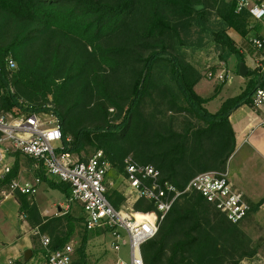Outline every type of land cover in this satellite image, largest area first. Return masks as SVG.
Here are the masks:
<instances>
[{
	"label": "trees",
	"instance_id": "1",
	"mask_svg": "<svg viewBox=\"0 0 264 264\" xmlns=\"http://www.w3.org/2000/svg\"><path fill=\"white\" fill-rule=\"evenodd\" d=\"M212 12L222 25L212 31L214 43L243 60L227 30L241 37L252 30L249 37L264 33L254 29L238 0H0V110L15 115L52 110L65 149L102 150L115 174L122 172L125 156L153 165L180 189L197 173L225 171L236 148L230 115L250 104L259 79L248 69L238 95L224 99L215 112L206 108L215 95L196 91L202 75L179 48L182 32L194 25L205 31V17ZM9 59L15 68H7ZM49 97L54 107L46 104ZM19 156L25 155H9L10 171L0 179V190L17 179ZM39 168L49 188L70 197L67 183L47 178ZM16 192L19 211L34 212L30 194ZM107 198L114 208L124 199L117 189ZM252 209L250 204L249 213ZM53 218L66 226L50 227L48 251L69 242L83 225V216L68 212ZM47 221L38 227L44 230ZM238 223L198 192H187L142 245L144 264H222L226 255L235 264L251 255L250 238ZM88 237L84 228L76 247L83 262Z\"/></svg>",
	"mask_w": 264,
	"mask_h": 264
},
{
	"label": "built area",
	"instance_id": "2",
	"mask_svg": "<svg viewBox=\"0 0 264 264\" xmlns=\"http://www.w3.org/2000/svg\"><path fill=\"white\" fill-rule=\"evenodd\" d=\"M238 4L248 11L251 22H258L264 29V0H238ZM248 41L258 53L254 70L259 80L251 95L247 118L253 129L264 128V34L249 37ZM7 68H15L10 59ZM207 77L223 81L225 71H210ZM14 152L33 159L52 180L70 186L66 207L74 204L80 207L87 231L99 230L108 234L109 247L116 253L127 246V258L117 254L110 264H144L142 245L157 234L174 202L187 192H198L232 223L244 220L250 211L244 193L232 185L226 171L197 173L180 189L161 178L153 165L140 163L131 156L122 159L123 170L116 173L123 181L124 199L118 208H114L107 198L111 190L117 189L109 188V174L113 171L109 160L102 150H96L84 159L66 150L60 121L52 110L30 109L21 115L0 111V179L10 171L9 155ZM39 182V178L33 182L14 179L7 188L11 192L34 194ZM139 201L151 206L137 209L135 205ZM41 241L47 248L50 239L42 236ZM8 264L15 263L9 260ZM37 264L89 263L79 261L75 243L69 241L58 249L47 251L44 260Z\"/></svg>",
	"mask_w": 264,
	"mask_h": 264
},
{
	"label": "rangeland",
	"instance_id": "3",
	"mask_svg": "<svg viewBox=\"0 0 264 264\" xmlns=\"http://www.w3.org/2000/svg\"><path fill=\"white\" fill-rule=\"evenodd\" d=\"M204 24L205 31H201L198 26L194 25L190 27L187 32H182V43H180L179 49L183 54V57L193 64L202 75L200 82L196 85V91L203 97L215 95L211 102L206 105L210 111L214 112L225 98L238 95L245 88L250 76L247 77L246 75H240L238 71L239 65L243 62L248 69H254L258 53L248 41L249 36L254 33L253 30L250 31L246 37H241L233 30L229 31V35L234 39L236 46L244 55V59L241 60L236 54H232L228 50L222 49L214 43L212 39V31L218 30L222 25L213 12L205 17ZM251 24L254 26V29L257 28V31L261 34L264 33L263 27L258 22L253 21ZM210 71L213 73L216 71H225L224 80L218 81L213 77H207V73ZM74 80L75 79L72 80V83H74ZM67 83L70 84V82ZM67 90L68 97H72L71 89L69 88ZM46 104H49L50 107H54L51 102V97H49ZM242 107H244V105ZM240 109L241 110H236L237 113L240 112L241 114H244L242 108ZM194 122L201 123L196 119ZM263 129L264 128H259L253 133H248L246 137H244L245 139L243 138L239 140L236 144L233 155L228 160V176L232 184L234 187L241 189L246 193L248 201H250L253 208L247 218L238 223L240 229L250 238L249 247L251 255L238 258L233 254L234 257L238 258L235 264H264V197H258L256 200H252L254 190L264 187ZM94 151L93 147H86V149L77 155L79 158L84 159ZM23 158L25 160H23L22 164L25 165V169L21 176L24 174L26 176L31 174L30 176H32V178L30 179V182H33V175L36 174L41 180L40 168L35 167L33 170V167H31L33 161L22 156V159ZM109 179L111 182L109 188H117L118 191L123 192V181L120 175L114 174V172L111 171ZM45 188H47L48 192H45ZM16 193V191L11 192L7 187L0 190V235L1 239L5 241L4 243L18 241L19 235H27L26 231H30V229L34 227L32 223L36 219L32 213H29L30 215H27L26 218L23 217V219L27 220V224L20 220V217H18L17 205L15 203ZM35 194H41L42 197H46L48 199L47 202L59 196L61 198L60 201H63L64 204L67 205V200L65 201L63 199L64 196L61 195V192L57 189H49L44 182L36 184ZM7 196L9 198H7ZM29 197L32 199L33 194L29 195ZM56 202H59V200L56 199ZM56 209L57 208L53 209L51 218L46 222L48 226L44 230L37 227V233L33 230L29 233V235L31 234L30 238L32 242V246L29 247L31 255L26 261L21 259L23 264H37L44 260L49 245L47 248L43 247L41 239L42 236H47L51 239L49 233L51 226L56 225L61 231L65 229L66 224L64 220L55 223L53 221V217L59 214ZM62 211H66L70 213V215L76 217L83 216L77 204H74L73 207H66L65 209H62ZM83 232V225H77L76 232L73 234L70 241H75L76 246H78ZM88 236L91 239L89 250L93 256H99L100 259H103L106 256L104 259L108 260L109 258H115L118 254L125 259L127 258V246L124 245L118 253L114 252L109 247L110 236L108 234L88 233ZM21 253V258H23L24 251L22 250ZM232 262L231 256L226 255L223 258L222 264H233ZM100 264L102 263L100 262Z\"/></svg>",
	"mask_w": 264,
	"mask_h": 264
},
{
	"label": "crops",
	"instance_id": "4",
	"mask_svg": "<svg viewBox=\"0 0 264 264\" xmlns=\"http://www.w3.org/2000/svg\"><path fill=\"white\" fill-rule=\"evenodd\" d=\"M230 30H233V29H228L227 30V33L229 34V31ZM234 31V30H233ZM235 32V31H234ZM196 89V87H195ZM226 99V98H225ZM212 100V99H211ZM211 100L209 102H211ZM208 102V103H209ZM206 103L205 106L208 104ZM221 104V103H220ZM249 105V104H248ZM248 105H244V107H239L237 108L236 110H241L240 108H242L243 110V113L244 114H241L239 111V113H237V111H233V113L230 115V121H231V124H232V127H233V130L235 132V139H236V144L239 140L243 139L244 137H246V135L248 133H253L254 131H256L257 129L259 128H252L249 126V120L247 118V113L249 112V109H248ZM220 106V105H219ZM207 108V107H206ZM208 109V108H207ZM218 109V108H217ZM216 109V110H217ZM209 110V109H208ZM215 110V111H216ZM210 111V110H209ZM214 111V112H215ZM212 112V111H210ZM262 128V127H260ZM264 130V129H263ZM250 135V134H249ZM245 139V138H244ZM233 155V154H232ZM231 155V156H232ZM230 156V158H231ZM25 157V156H23ZM26 158V157H25ZM229 158V159H230ZM228 159V160H229ZM23 160H25L24 158L22 159V156L20 157L19 159V170H18V177H17V180H19L20 182H30V179L32 178V176H30L31 174H28L27 176L24 174L21 176L22 172L24 171V167L25 165L22 164ZM33 161V164L31 165V167H33V170L35 169V167H40L39 165H37V163ZM9 163L11 164V157H9ZM30 167V168H31ZM32 169V168H31ZM227 172V176H228V161H227V165H226V170ZM27 174V173H26ZM33 178H39L36 174L33 175ZM47 178H49L47 176ZM229 178V176H228ZM40 179V178H39ZM230 180V178H229ZM40 182H44L46 185L47 183L44 181V180H40ZM39 182V183H40ZM231 182V180H230ZM232 183V182H231ZM233 185V184H232ZM234 186V185H233ZM47 187L49 188V186L47 185ZM236 188V187H235ZM51 189V188H49ZM238 189V188H237ZM45 192H48L47 188L44 189ZM240 191H242L245 195V198L246 200L248 201V197L246 195V193L241 190V189H238ZM31 195V194H30ZM61 195H63L61 193ZM64 196V195H63ZM258 197H264V187H260V188H257L254 190V195L252 197V200H256ZM7 198H9L7 196ZM6 199V198H5ZM56 199L59 200V202H56ZM60 197H56L55 199H52V200H49L47 202V198L46 197H42L41 194H33V197L32 199H30L29 197V200H30V204L34 205L36 210H34V212H32L33 216L36 217V219L34 220V222L32 223L34 225L33 228L30 229V231H26L27 232V235L24 234V235H19L18 237V241H15V242H11V243H4L5 241H3L1 239V235H0V264H8V261L9 260H13L15 264H23V262L21 261V258L22 257V253L21 251L23 250L24 252L29 249V247L32 246V242H31V238H30V235L29 233L32 232V230L37 233L38 231L37 230V227H38V222L39 221H46V219H50L51 218V213L53 212V209L57 208L56 211H58V215L57 216H61L62 214L64 213H67L65 211H62V209H65L66 208V204H64L63 201H60ZM65 201L67 200V198L64 196L63 198ZM250 199V198H249ZM251 200V199H250ZM3 202V201H2ZM250 203V201H248ZM15 203L17 205V212H18V217H20V220L22 222H24L25 224H27V220L26 219H23V217H27V215H30L29 213L27 214L26 212H20L19 211V203L17 202V200L15 199ZM66 205V206H65ZM56 206V207H55ZM73 207V205H71ZM55 215V214H53ZM88 233H98V234H103L105 235V233L99 231V230H92V231H88ZM71 240V239H70ZM75 243V248L77 247L76 246V242L73 241ZM91 245V239L90 237H88V245H87V248L85 249V255H86V262H88L89 264H100V262L102 264H110L112 263V261L114 260V257L113 258H109L108 260L107 259H100L99 256H93V254L90 252L89 250V246ZM76 253H77V257L79 259V255H78V252L76 250ZM80 261V260H79ZM29 264V263H28Z\"/></svg>",
	"mask_w": 264,
	"mask_h": 264
},
{
	"label": "water",
	"instance_id": "5",
	"mask_svg": "<svg viewBox=\"0 0 264 264\" xmlns=\"http://www.w3.org/2000/svg\"><path fill=\"white\" fill-rule=\"evenodd\" d=\"M238 71L240 73V75H246L248 68L245 66V64L243 62L240 63ZM31 255V250L27 249L24 254H23V260H28L30 258Z\"/></svg>",
	"mask_w": 264,
	"mask_h": 264
}]
</instances>
